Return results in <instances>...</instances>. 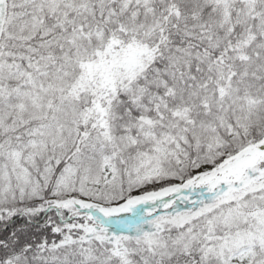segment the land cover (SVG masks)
Wrapping results in <instances>:
<instances>
[{
	"label": "snow or ice",
	"instance_id": "1",
	"mask_svg": "<svg viewBox=\"0 0 264 264\" xmlns=\"http://www.w3.org/2000/svg\"><path fill=\"white\" fill-rule=\"evenodd\" d=\"M0 264H264V0H0Z\"/></svg>",
	"mask_w": 264,
	"mask_h": 264
}]
</instances>
